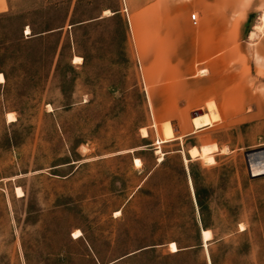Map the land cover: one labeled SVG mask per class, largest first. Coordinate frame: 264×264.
<instances>
[{
	"label": "rangeland",
	"instance_id": "1",
	"mask_svg": "<svg viewBox=\"0 0 264 264\" xmlns=\"http://www.w3.org/2000/svg\"><path fill=\"white\" fill-rule=\"evenodd\" d=\"M156 1L14 0L0 14V264H264V177L251 179L246 162L264 149V56L246 48L260 19L250 15L238 33L240 0H226L227 74L237 71L252 89V111L219 116L157 153L163 125L177 138L193 117L171 101L156 114L144 82L156 73L145 59L167 55L166 77L195 70L202 79L207 70L194 67L204 54L197 11L188 13L195 35L156 30L182 28L172 5L193 0H158L159 22ZM166 39L171 49L154 46ZM250 60L258 81L245 69ZM182 95L181 106L190 101ZM192 147L200 158L191 159ZM190 165L207 206V248Z\"/></svg>",
	"mask_w": 264,
	"mask_h": 264
},
{
	"label": "crops",
	"instance_id": "2",
	"mask_svg": "<svg viewBox=\"0 0 264 264\" xmlns=\"http://www.w3.org/2000/svg\"><path fill=\"white\" fill-rule=\"evenodd\" d=\"M13 1L14 0H0V14L9 12ZM256 1L257 0H242V1L240 0L237 2L236 7L237 10L240 11V13L237 16L238 18L236 19L234 26L236 30H238L237 31L238 33L242 32L244 30V27L247 26L249 20L248 18L250 15L252 14L258 15L257 18L260 19L261 15L264 13V8L260 6V2L263 0H259L257 5H255ZM234 6L235 5H233V7ZM158 7H159V1L157 0L156 8L159 14L157 16L156 22H159V15L161 13ZM227 8H228V4L226 0H193V3L190 5H182V3L180 2L174 3L172 5V10L173 11L176 10L179 13L180 21L178 22V24H180L182 28L180 27L156 28L157 33L159 32L158 34L161 36L163 35L178 36V35H183L184 32L186 33V35H193V34L195 35L194 29L189 27L191 25L190 23L191 18L189 17L188 13L190 10L197 11L198 22L199 19H202V23H203V28L199 29L198 32L202 30L201 36L203 38L199 37L200 39L196 41L195 44H201L204 54H203V60L199 61V57L197 58L196 60L197 64L194 67L200 68L201 66L202 68L207 70L206 73L207 76L202 79L198 78V75L194 72L195 70L192 73H190L191 75L189 74L190 76H188L187 78L181 75L182 72H177V74L175 73L176 75L174 77H166L163 74L165 68L164 61L169 60L168 62H170V59L167 58V55H165L164 53L159 55L156 54L155 59L151 62L145 59L144 63L146 61L148 62L145 68L150 69L151 73L152 71L156 73L154 75L153 80L149 79L147 81L146 79L144 82L146 86L148 84L150 87L149 91H147L149 100H151L150 99L151 95H153V98L155 99V110L157 115H161L160 114L161 112L159 110L161 109V107H163V104L165 106L167 101H171L173 103L172 111L173 110L177 112L188 111L191 115H193L192 114L193 111L198 109H205L211 103L215 104L219 116H224V115L237 116L243 114L244 111L245 112L252 111L251 107H253L254 103L257 102L256 96L252 94V89L248 86L247 82L244 83L242 81V77L237 73V71L229 75L227 74V64H228L226 58ZM130 24H131V28L133 29L131 18H130ZM134 28L136 29V31L138 30V26L135 21H134ZM255 32L256 31L254 29L253 32L248 33V38L246 40V44H247L246 48H249V45H251V48L255 49L257 51V54L263 57L264 34L261 36L260 39L258 38L254 39L257 37V36L254 38L252 37V34ZM212 37H215L213 41L214 47L211 46ZM251 38L253 39L252 43H251L252 40ZM188 43L189 42L187 40L186 42L187 48L189 46ZM171 44L173 43L170 42V39H166L160 42L156 41L154 43V46L156 45V47L160 51H165L167 49L168 50L171 49ZM240 47H242V44L240 45ZM146 49L147 46L144 45V48L141 52L142 53L146 52ZM200 49L201 48L199 46L196 47L197 51H200ZM192 60L195 61L194 58H192ZM261 63L264 66V61H261ZM172 65H173L172 63L169 64V67L173 68ZM186 65H184L183 63H176L174 64V69L176 67L177 68L186 67ZM245 69L247 72H250L251 78L253 80L255 81L259 80V78L256 77L257 74L256 62H254L253 60L248 61V64L246 65ZM201 73L205 74L204 71H202ZM184 81L187 83H184ZM255 83L256 86L257 82ZM165 90L170 91V94L166 95ZM182 94H185L184 97H186L190 101H187L186 104H183L181 106L180 97L181 98L183 97ZM205 114H209V113H204L202 115ZM214 123H216V121ZM192 133H193V124L191 128L186 126L184 128L179 129L180 136L177 138H181L180 140H183L184 138L187 139L197 134V133L196 134H192Z\"/></svg>",
	"mask_w": 264,
	"mask_h": 264
},
{
	"label": "bare ground",
	"instance_id": "3",
	"mask_svg": "<svg viewBox=\"0 0 264 264\" xmlns=\"http://www.w3.org/2000/svg\"><path fill=\"white\" fill-rule=\"evenodd\" d=\"M112 13L110 11L105 12V15L109 16ZM255 33L252 34V37H256L258 32H263L264 31V13L261 15L260 18V24L255 26ZM30 28L26 29V34L29 35L30 32ZM252 39V38H251ZM0 81L1 82H5V78L4 76L1 74L0 75ZM209 107V114H205V115H200L198 117H194L192 119V124H193V133L192 134H196L197 132H199L200 130H203L207 127H210L213 125V123L215 121L218 120L219 115L217 113V108L215 106L214 103H211L210 105H208ZM208 110V109H207ZM14 119V118H12ZM9 121V120H8ZM12 121V120H11ZM162 138H159L156 140L155 145L158 147L157 148V153H160V147L163 144L169 143L172 140L176 139V140H180L181 138H176L175 134H174V128H172V124L170 122H166L163 125V129H162ZM143 133V132H142ZM144 138L148 137V131L144 130ZM189 155L191 157L192 160H195L197 158H200L201 153L200 150L197 147H192L189 150ZM254 158H257V160L252 162V172L254 174H260L264 172V152H260L258 154L253 155ZM163 160L162 157H160L159 162H161ZM186 163H188V160H185ZM134 163L137 167H141L142 166V161L141 159L135 158L134 159ZM192 183V182H191ZM20 188H18V192H19V196H22L21 191L19 190ZM193 189V187H192ZM194 191V190H193ZM82 234L78 233H74L75 238H79L81 237ZM202 235H203V239H204V243H205V247H208V243L212 237V232L210 230H206L203 229L202 230ZM170 249L173 253H177L179 252V248L177 246V244L175 242L170 244Z\"/></svg>",
	"mask_w": 264,
	"mask_h": 264
},
{
	"label": "trees",
	"instance_id": "4",
	"mask_svg": "<svg viewBox=\"0 0 264 264\" xmlns=\"http://www.w3.org/2000/svg\"><path fill=\"white\" fill-rule=\"evenodd\" d=\"M177 151H181V149H179ZM189 174H190V176L192 178V181H193V184H194V188H195L194 190H195V196H196L197 205L199 207L200 212L202 213L201 214L202 224H203V226H204V228L206 230H210V229H208V226L205 224L204 219H203L204 214H205V210L207 208L206 203H205V198H204V195H203L204 193L200 189V187L198 186L197 177H196V174H194V172H193L192 165H190Z\"/></svg>",
	"mask_w": 264,
	"mask_h": 264
},
{
	"label": "water",
	"instance_id": "5",
	"mask_svg": "<svg viewBox=\"0 0 264 264\" xmlns=\"http://www.w3.org/2000/svg\"><path fill=\"white\" fill-rule=\"evenodd\" d=\"M202 114H203L202 112H196V113H193L192 117L194 118V117H197L198 115H202ZM260 152H264V149L257 150V151H251V152H248L246 154L247 168H248L249 176L251 179L264 177V172L260 173V174H254L252 172V162L257 160V158H254L253 155L258 154Z\"/></svg>",
	"mask_w": 264,
	"mask_h": 264
},
{
	"label": "built area",
	"instance_id": "6",
	"mask_svg": "<svg viewBox=\"0 0 264 264\" xmlns=\"http://www.w3.org/2000/svg\"><path fill=\"white\" fill-rule=\"evenodd\" d=\"M127 11V10H126ZM194 25L198 24V15L195 13L191 16Z\"/></svg>",
	"mask_w": 264,
	"mask_h": 264
}]
</instances>
